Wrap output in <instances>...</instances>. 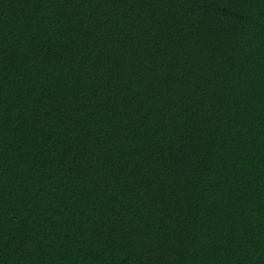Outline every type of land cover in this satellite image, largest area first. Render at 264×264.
Returning <instances> with one entry per match:
<instances>
[{
  "label": "trees",
  "instance_id": "obj_1",
  "mask_svg": "<svg viewBox=\"0 0 264 264\" xmlns=\"http://www.w3.org/2000/svg\"><path fill=\"white\" fill-rule=\"evenodd\" d=\"M0 264H264V0H0Z\"/></svg>",
  "mask_w": 264,
  "mask_h": 264
}]
</instances>
